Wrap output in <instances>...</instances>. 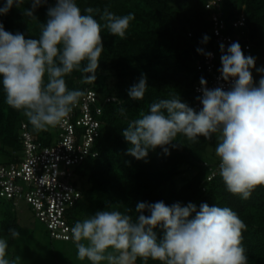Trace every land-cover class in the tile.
<instances>
[{
	"label": "clouds",
	"instance_id": "clouds-1",
	"mask_svg": "<svg viewBox=\"0 0 264 264\" xmlns=\"http://www.w3.org/2000/svg\"><path fill=\"white\" fill-rule=\"evenodd\" d=\"M24 2L5 0L0 16L14 6L20 9ZM44 3L47 0H32L23 16L38 19L35 10ZM134 19V13L116 15L107 6L103 10L86 7L82 13L76 0H56L47 9L38 38L6 31L0 22V79L5 103L22 112L37 133L64 123L89 91L95 92L103 112V104L114 97L100 100L92 87L69 89L65 77L77 71L82 74L81 83L94 82L104 50L102 30L124 39ZM209 39L205 35L203 42ZM219 47L222 67L218 71L222 80L231 82L229 90L209 89L201 78L202 95L197 100L202 108L198 112L180 96L161 99L149 106L147 114L131 120L122 136L130 144L127 154L146 161L157 147L170 154L167 145H183L176 141L178 135L195 143L199 137L211 141L218 133L215 155L226 190L248 200L256 188L264 187V67L256 69L261 73L256 86L251 72L255 58L246 56L238 42L226 51L223 43ZM197 52L212 56L200 48ZM147 88V77L141 74L128 96L142 100ZM119 112L127 115L123 107ZM131 210L97 211L77 220L70 229L77 258L90 264H135L137 258L145 264L149 258L161 264H248L243 247L247 226L230 207L202 203L197 210L191 202L186 206L138 202L135 219L128 214ZM157 228L162 230V238H158ZM8 231L13 238L20 235L14 228ZM7 249V240L0 238V264H16L15 259L6 258Z\"/></svg>",
	"mask_w": 264,
	"mask_h": 264
},
{
	"label": "trees",
	"instance_id": "trees-1",
	"mask_svg": "<svg viewBox=\"0 0 264 264\" xmlns=\"http://www.w3.org/2000/svg\"><path fill=\"white\" fill-rule=\"evenodd\" d=\"M207 2L76 0L82 13L86 7L103 10L107 6L116 15L134 13L135 19L130 22L124 39L110 35L106 29L102 30L104 50L94 82L81 83L82 74L77 71L65 77L69 89L84 91L92 87L100 100L108 96L115 98L103 104V112L96 117L100 122L99 136L93 143L92 151H98V156L90 154L75 165V185L82 196L69 209L65 220L74 226L77 220H83L97 211L123 212L128 209H132L128 214L135 219L138 215L135 211L138 202L163 201L168 206L176 202L186 206L191 202L197 206V210L202 203L227 206L247 226L243 232V247L248 264H264V187L256 188L248 200L226 190L219 174V159L209 161L202 157L210 148L216 147L218 133L213 134L211 141L199 137L195 143L178 135L176 141L183 145H167L170 154H165L162 148L157 147L149 152L146 161L127 154L130 144L122 136L123 129L131 120L147 114L149 106L161 99L180 96L182 102L199 111L195 108L198 103L195 88L201 78L206 79L211 75L207 73L206 55L198 53L197 49H202L203 53L218 52L216 37L212 32L215 14L224 22L222 33H236L240 37L238 41L251 44L245 55L253 56L255 64L259 62L253 52L264 47V0H222L220 9H207ZM4 3L5 0H0V7ZM31 3L32 0H25L20 9L14 6L7 15L0 16L6 31H19L26 38L39 37L40 25L47 20V9L54 6L56 0H47V3L35 10L38 19L24 17L22 14L25 8L31 7ZM243 12L245 25L234 26V21ZM95 18L99 20V15ZM205 35L210 37L207 43L203 42ZM141 74L147 77V91L142 100H132L128 90L138 82ZM121 107L126 109V116L120 114ZM23 124L26 125L25 131L30 132L33 140L41 146H53L58 142V126L37 133L22 112L5 103L0 79L1 164L17 163L23 157ZM213 170L217 174L207 180ZM81 179L86 180V187L80 186ZM12 204L17 206L14 199L0 197V238L7 240L8 247L16 240L8 230L14 228L19 232V221ZM26 204L32 210L31 205ZM155 231L158 238H162V230L157 228ZM62 241L73 240L70 238ZM135 264L145 262L137 258ZM147 264L161 262L149 258Z\"/></svg>",
	"mask_w": 264,
	"mask_h": 264
},
{
	"label": "built area",
	"instance_id": "built-area-1",
	"mask_svg": "<svg viewBox=\"0 0 264 264\" xmlns=\"http://www.w3.org/2000/svg\"><path fill=\"white\" fill-rule=\"evenodd\" d=\"M220 1L208 0L206 8L220 9ZM213 20L218 55L211 51L210 58L205 56L207 73L211 75L205 80L209 89L223 87L227 91L231 82L222 80L218 71L222 67L220 44H224L226 51L231 43L238 42L244 54L250 50L251 44L240 42L230 34H223L225 25L218 15L215 14ZM245 20L246 17L242 14L234 22V26H244ZM200 89L199 83L195 88L198 96L202 95ZM110 100L107 98L106 101ZM195 108H202L199 101ZM101 113L102 107L98 104L95 92L89 91L66 121L58 125L59 139L55 145L41 146L33 140L30 132L25 131L26 125L23 124V157L17 163H0V197L29 203L36 218L47 226L52 239L71 238L72 226L66 222L65 216L82 196L75 185V165L84 161L90 154L93 157L98 156V151H92V146L99 136L100 122L96 117ZM216 174L217 171L213 170L207 180H211Z\"/></svg>",
	"mask_w": 264,
	"mask_h": 264
},
{
	"label": "rangeland",
	"instance_id": "rangeland-1",
	"mask_svg": "<svg viewBox=\"0 0 264 264\" xmlns=\"http://www.w3.org/2000/svg\"><path fill=\"white\" fill-rule=\"evenodd\" d=\"M231 35L240 40L238 34L232 33ZM253 53L259 60L256 67L251 69L254 84L258 86L261 73L256 69L264 67V47L256 49ZM202 157L209 161L219 159L215 155V148H210ZM77 175L79 176L78 172ZM79 184L83 187L87 186L85 179H81ZM16 203L17 206L12 204V207L18 217L20 235L8 247L6 258L15 259L16 264H90L86 259L81 261L77 258V250L73 241L53 240L46 225L36 218L25 201H16Z\"/></svg>",
	"mask_w": 264,
	"mask_h": 264
}]
</instances>
